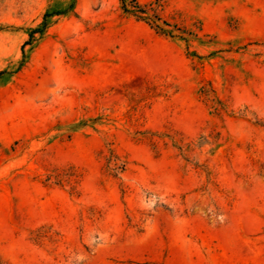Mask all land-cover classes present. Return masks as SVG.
Listing matches in <instances>:
<instances>
[{
    "label": "rangeland",
    "instance_id": "374dc122",
    "mask_svg": "<svg viewBox=\"0 0 264 264\" xmlns=\"http://www.w3.org/2000/svg\"><path fill=\"white\" fill-rule=\"evenodd\" d=\"M72 1L0 0V264H264V0Z\"/></svg>",
    "mask_w": 264,
    "mask_h": 264
},
{
    "label": "trees",
    "instance_id": "16d2710c",
    "mask_svg": "<svg viewBox=\"0 0 264 264\" xmlns=\"http://www.w3.org/2000/svg\"><path fill=\"white\" fill-rule=\"evenodd\" d=\"M121 4V8L123 13L130 15L136 21H146V23L152 26L158 33L163 35H169L170 32L162 30L158 25L155 24L158 17L155 13V10H151V14H149V10L147 9V5H141L136 0H119ZM74 6V0L70 3V5L62 10H51L49 12H45L43 14L42 23L40 26L34 30H32L29 34V38L33 37V34L38 33L42 34L44 29L47 27L49 19L53 16H63L69 13Z\"/></svg>",
    "mask_w": 264,
    "mask_h": 264
}]
</instances>
